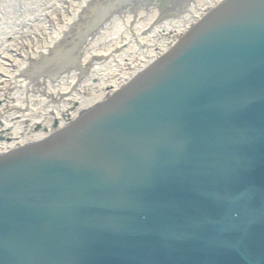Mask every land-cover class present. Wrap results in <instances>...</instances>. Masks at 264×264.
<instances>
[{"label":"water","instance_id":"95a60500","mask_svg":"<svg viewBox=\"0 0 264 264\" xmlns=\"http://www.w3.org/2000/svg\"><path fill=\"white\" fill-rule=\"evenodd\" d=\"M0 264H264V0H219L64 136L1 162Z\"/></svg>","mask_w":264,"mask_h":264},{"label":"bare ground","instance_id":"6f19581e","mask_svg":"<svg viewBox=\"0 0 264 264\" xmlns=\"http://www.w3.org/2000/svg\"><path fill=\"white\" fill-rule=\"evenodd\" d=\"M218 1L0 0V163L64 136Z\"/></svg>","mask_w":264,"mask_h":264},{"label":"rangeland","instance_id":"374dc122","mask_svg":"<svg viewBox=\"0 0 264 264\" xmlns=\"http://www.w3.org/2000/svg\"><path fill=\"white\" fill-rule=\"evenodd\" d=\"M179 9H180V8H179ZM179 9H178V10H179ZM178 13H179V12H178ZM0 89H1V88H0ZM5 104H6V103L2 104L1 109H0V110H1L0 112H2V114H1L2 116H3L4 114H5V115H6V114L8 115V112H9L8 107L6 108ZM9 109H10V108H9ZM7 115H6V116H7Z\"/></svg>","mask_w":264,"mask_h":264}]
</instances>
